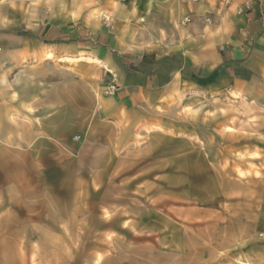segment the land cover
<instances>
[{"label":"rangeland","instance_id":"rangeland-1","mask_svg":"<svg viewBox=\"0 0 264 264\" xmlns=\"http://www.w3.org/2000/svg\"><path fill=\"white\" fill-rule=\"evenodd\" d=\"M249 73L241 96L0 132L25 162L0 164V264H264V69Z\"/></svg>","mask_w":264,"mask_h":264},{"label":"crops","instance_id":"crops-1","mask_svg":"<svg viewBox=\"0 0 264 264\" xmlns=\"http://www.w3.org/2000/svg\"><path fill=\"white\" fill-rule=\"evenodd\" d=\"M257 69L264 0H0V132L24 140L165 96H241ZM20 149L0 164L24 165Z\"/></svg>","mask_w":264,"mask_h":264},{"label":"bare ground","instance_id":"bare-ground-1","mask_svg":"<svg viewBox=\"0 0 264 264\" xmlns=\"http://www.w3.org/2000/svg\"><path fill=\"white\" fill-rule=\"evenodd\" d=\"M46 56H47V57H51V54H47Z\"/></svg>","mask_w":264,"mask_h":264},{"label":"built area","instance_id":"built-area-1","mask_svg":"<svg viewBox=\"0 0 264 264\" xmlns=\"http://www.w3.org/2000/svg\"><path fill=\"white\" fill-rule=\"evenodd\" d=\"M111 89H113V88H111Z\"/></svg>","mask_w":264,"mask_h":264}]
</instances>
